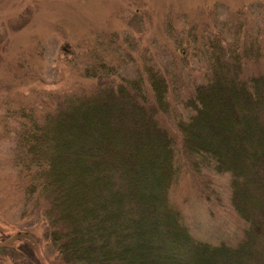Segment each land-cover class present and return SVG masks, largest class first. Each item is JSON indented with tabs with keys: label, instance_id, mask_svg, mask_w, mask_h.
<instances>
[{
	"label": "trees",
	"instance_id": "obj_1",
	"mask_svg": "<svg viewBox=\"0 0 264 264\" xmlns=\"http://www.w3.org/2000/svg\"><path fill=\"white\" fill-rule=\"evenodd\" d=\"M238 30L201 40L192 72L185 48L176 69L127 77L99 64L84 69L89 87L18 115L14 163L55 250L49 264H264V43ZM183 167L229 177L237 241L188 233L170 201ZM19 252L0 247L11 264H43Z\"/></svg>",
	"mask_w": 264,
	"mask_h": 264
},
{
	"label": "rangeland",
	"instance_id": "obj_2",
	"mask_svg": "<svg viewBox=\"0 0 264 264\" xmlns=\"http://www.w3.org/2000/svg\"><path fill=\"white\" fill-rule=\"evenodd\" d=\"M238 25L239 37L264 43V0H0V247L33 251L43 264L55 255L14 163L21 112L52 110L58 98L89 87L94 80L84 69L99 64L133 77L147 65L176 69L185 48L187 68L197 70L204 63L199 42L215 33L230 41ZM182 170L170 201L188 233L211 244L237 241L243 224L229 201V177ZM0 260L11 264L7 255Z\"/></svg>",
	"mask_w": 264,
	"mask_h": 264
}]
</instances>
